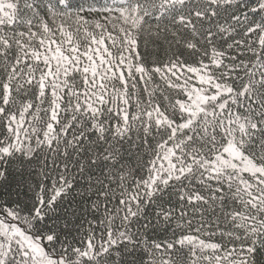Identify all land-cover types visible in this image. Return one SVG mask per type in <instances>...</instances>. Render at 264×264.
Listing matches in <instances>:
<instances>
[{"label": "snow or ice", "instance_id": "1", "mask_svg": "<svg viewBox=\"0 0 264 264\" xmlns=\"http://www.w3.org/2000/svg\"><path fill=\"white\" fill-rule=\"evenodd\" d=\"M0 264H264V0H0Z\"/></svg>", "mask_w": 264, "mask_h": 264}, {"label": "trees", "instance_id": "2", "mask_svg": "<svg viewBox=\"0 0 264 264\" xmlns=\"http://www.w3.org/2000/svg\"><path fill=\"white\" fill-rule=\"evenodd\" d=\"M82 0H72L73 5H78Z\"/></svg>", "mask_w": 264, "mask_h": 264}]
</instances>
